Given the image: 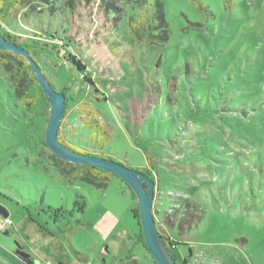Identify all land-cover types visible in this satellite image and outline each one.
Listing matches in <instances>:
<instances>
[{"label":"rangeland","instance_id":"rangeland-1","mask_svg":"<svg viewBox=\"0 0 264 264\" xmlns=\"http://www.w3.org/2000/svg\"><path fill=\"white\" fill-rule=\"evenodd\" d=\"M28 2L0 20V34L46 44L29 55L67 99L62 139L146 169L160 231L176 232L163 224L165 212L182 220L177 263L264 264V212L243 211L264 209V0ZM55 31L65 45L58 54L48 47ZM70 48L96 90L64 59ZM39 108L16 96L0 65V205L8 214L0 264H24L18 248L33 264H116L130 255L154 264L137 239L131 190L115 176L100 191L62 172L42 145Z\"/></svg>","mask_w":264,"mask_h":264},{"label":"trees","instance_id":"trees-1","mask_svg":"<svg viewBox=\"0 0 264 264\" xmlns=\"http://www.w3.org/2000/svg\"><path fill=\"white\" fill-rule=\"evenodd\" d=\"M45 1H47V0H45ZM28 3H29L28 0H0V20H3V18L5 16L9 15L15 7H17L19 5L28 4ZM156 7H157V13H158V19H159V26H157V27L160 28V30L162 29L161 30V32H162L161 38L163 40H167L168 39V32L166 30V24L164 22L162 6L160 4H157ZM0 35L3 36L8 41H11V42H15V39L17 38L15 35H11L8 31H6L5 33L0 34ZM50 35L51 36H50L49 40H52L51 41L52 45H50L48 47L55 48L56 53L58 54L60 49H62V50L65 49V45L63 44V41L60 38L57 39L58 41L54 40L56 35H57L56 31L52 32V33L50 32ZM35 44L39 48H42L46 45V44L39 45L37 43V40L32 39L30 42L19 44V46L23 47V49H25L28 53H30L29 52L30 49L33 48ZM70 50H71V48H70ZM64 59H66L69 63H71L74 67H76L77 70L82 73V79L84 81L88 82L96 90V87L94 85L95 81H93V76L91 74L89 65L85 64V60H83L77 52H73L72 50H71V52L65 51ZM0 65H1L2 69L4 70V72L7 74L9 83L11 84L12 88L14 89L16 96L19 99H25V104H26L27 108H29L34 103V101L36 99L39 100V103H40L39 112L43 115L46 114V119H47L48 118V103L45 100V98L42 94V91H41V89H40L39 85L37 84V81L34 77V74L31 72L30 66L25 61V59H23L22 57H20L18 55L13 54V53L7 52V51H0ZM38 69L40 70L39 67H38ZM50 86L53 88L52 84H50ZM62 94L65 96L64 93H62ZM65 101L67 103L66 97H65ZM103 137L105 139L109 140L108 136L105 133H104ZM64 140L65 139H62V137L58 131V141L60 143H62L63 145L69 147L70 149L74 150L75 152L80 153V154L99 156V157H103L106 159H110V158L104 156V154L101 153L100 151H96V150L86 151L84 149L78 150V149L72 148ZM42 145H43V147H46L44 142H43V139H42ZM46 151L48 152L50 159H52L54 161V163L60 167L62 172H67L68 168H69V171H75L77 173L76 174L77 176H74V179L78 178L79 180L86 181L88 184L94 186L96 189H99L100 191H104V189L107 187L108 181L111 179V177L115 176V175L108 174L106 172H103L99 169H96V168H93L90 166H82V165L73 166V165L65 164L64 162L57 159L54 155H52L48 150H46ZM136 170L140 171L141 173L145 174L146 176H148L150 178V174L146 171V169H140V170L136 169ZM150 180H151V178H150ZM144 187H146V186H144ZM131 196H132L133 200H135V197H134L132 192H131ZM261 210L262 211H259V209L254 208L253 206H250L248 209L243 210V211L254 212L256 214V216H258V215L263 214L264 209H261ZM57 212H58V210L55 211V213H57ZM132 213H133V217L136 220L137 226H138L137 239H138V241H140L142 246L145 248V243L143 240L141 227L139 225V213H138V208H137L136 203H135L134 209L132 210ZM153 216H155L154 212H153ZM181 216H182V214H181ZM154 221H155V225L157 227V230L159 231V233L163 239V242H164L165 246L167 247L169 254L171 255L175 264H184L186 262V259L182 260L181 262L179 261L180 263L179 262L177 263L176 257L173 255V250L176 248V246L184 245L182 243V241H180L182 236H180L181 233L179 232V229L181 228V225H183V224H181L182 220L180 219V217H178L176 214H170L167 212H165L164 216L162 217L163 224L171 226L172 229L176 228L175 233L171 232V234L174 236V238H170L169 236L164 235L163 232L160 231L159 226L156 223L155 217H154ZM194 228H197V224L195 225ZM187 254H188V256H186V258H190L191 257V249L188 248ZM27 264H31V262L28 260ZM116 264H140V262L137 261L133 257V255H130V256L126 257L125 260H120Z\"/></svg>","mask_w":264,"mask_h":264},{"label":"water","instance_id":"water-1","mask_svg":"<svg viewBox=\"0 0 264 264\" xmlns=\"http://www.w3.org/2000/svg\"><path fill=\"white\" fill-rule=\"evenodd\" d=\"M0 51H7L25 59L48 103V118L43 134V142L48 151L60 161L99 169L103 172L115 175L126 184L135 196L139 213V225L141 227L145 248L154 264H175L155 225L152 212L154 197L153 181L145 174L124 166L115 160L80 154L60 143L58 141V130L60 122L66 112L67 104L65 96L62 93L56 92L50 86L41 75L39 69L35 66L29 53L21 46L17 45L15 42L8 41L0 35ZM7 217L8 214L6 210L0 205V218L7 219ZM15 255L21 261L29 258V255L19 248L15 251Z\"/></svg>","mask_w":264,"mask_h":264},{"label":"flooded vegetation","instance_id":"flooded-vegetation-1","mask_svg":"<svg viewBox=\"0 0 264 264\" xmlns=\"http://www.w3.org/2000/svg\"><path fill=\"white\" fill-rule=\"evenodd\" d=\"M21 250V249H20ZM14 255H15V252H14ZM16 256V255H15ZM17 257V256H16ZM18 258V257H17ZM19 259V258H18ZM20 260V259H19ZM30 261L31 262V264H33V260L31 259V258H28L27 260H24V261H21V262H23L24 264H27V261Z\"/></svg>","mask_w":264,"mask_h":264},{"label":"built area","instance_id":"built-area-1","mask_svg":"<svg viewBox=\"0 0 264 264\" xmlns=\"http://www.w3.org/2000/svg\"><path fill=\"white\" fill-rule=\"evenodd\" d=\"M9 224H10V222L5 220V225H9Z\"/></svg>","mask_w":264,"mask_h":264},{"label":"crops","instance_id":"crops-1","mask_svg":"<svg viewBox=\"0 0 264 264\" xmlns=\"http://www.w3.org/2000/svg\"><path fill=\"white\" fill-rule=\"evenodd\" d=\"M61 264V263H60Z\"/></svg>","mask_w":264,"mask_h":264}]
</instances>
